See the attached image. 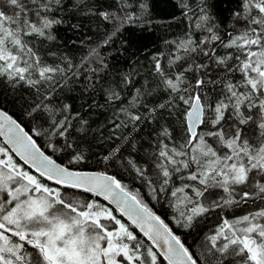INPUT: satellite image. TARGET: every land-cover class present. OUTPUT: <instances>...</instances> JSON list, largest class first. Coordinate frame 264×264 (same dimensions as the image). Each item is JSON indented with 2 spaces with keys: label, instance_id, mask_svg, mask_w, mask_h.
<instances>
[{
  "label": "snow or ice",
  "instance_id": "1",
  "mask_svg": "<svg viewBox=\"0 0 264 264\" xmlns=\"http://www.w3.org/2000/svg\"><path fill=\"white\" fill-rule=\"evenodd\" d=\"M9 3L16 6L17 12L8 15L0 11V78L13 85L23 83L39 93V86L53 84L57 74L66 77L72 72L71 64L59 67L44 62L33 43L34 39H55L53 29L63 22L59 18L63 0H9ZM177 6L190 22L189 27L204 35L199 38L186 35L182 40L172 41L177 52L185 53L183 56L163 60V53H156L152 57L157 85L165 98L149 111L153 116L158 111H167L171 117L172 110H179L182 103L178 119L186 135L178 143L170 128L161 125L155 138L152 166L162 179L160 187L151 190L153 194L168 191L165 186L179 174L178 179L184 183L172 188L170 195L175 198L172 206L177 212L176 223L190 227L196 217L210 208L234 202L228 198L206 205L203 198L210 188H222L232 197L236 186L250 184V173H264V144L253 146L242 139L239 127L252 119L246 113L256 109L261 118L258 126L264 129V0H238L237 7L222 21L225 28L231 24L229 31L219 26L208 0H198L195 9L185 0H179ZM147 12V0H117L115 15L110 11L95 14L119 30L122 25L140 21ZM198 56L207 60L195 64L200 75L189 80L185 72L192 70ZM209 63L222 68L225 75L211 79L207 71ZM174 68L179 70L169 71ZM233 74H238L239 79L234 80ZM218 83L219 95L210 102L204 89ZM136 91L140 93V89ZM109 99L121 97L113 92ZM136 99L138 96L133 97V104ZM50 100L51 92L32 105L28 114L48 116L51 130L47 135L61 138L62 143L58 147L50 142L47 147L53 152L70 150L68 165L58 164L46 155L33 134L0 108V136L9 146L0 145V264H159L160 256L167 264H203L139 194L128 190L116 176L74 167L85 157L82 151H77L79 145L74 147L68 138L73 117L65 114L57 119V110L48 103ZM69 108L63 105L65 113ZM119 110L134 127L146 119L123 107ZM226 113L229 117L235 114V126L229 125ZM118 120L119 117L112 122L114 128L120 127ZM80 123L83 126L87 121ZM81 130L82 127L76 129ZM34 135L41 133L37 131ZM14 156L23 164H18ZM127 164L145 177L146 167L133 159H128ZM25 165L34 169L35 174L26 170ZM148 183L152 185L151 180ZM255 186L264 194V184ZM63 189L90 193L115 204L131 225L139 228L149 245L139 241L130 225L118 219L111 208L96 200L66 198ZM252 196L255 193L246 190L240 193L245 201ZM208 240V252L217 256L220 264L225 259H230V264H264V208L231 221L224 219ZM155 248L160 251H154Z\"/></svg>",
  "mask_w": 264,
  "mask_h": 264
},
{
  "label": "trees",
  "instance_id": "2",
  "mask_svg": "<svg viewBox=\"0 0 264 264\" xmlns=\"http://www.w3.org/2000/svg\"><path fill=\"white\" fill-rule=\"evenodd\" d=\"M4 1L6 0H0V4ZM178 2L179 0H147V14L143 15L140 21L122 25L117 30L110 21H105L95 14L99 11H110L115 15L117 0H63L64 6L59 12V18L63 22L53 29L55 39L51 41L34 39L33 43L44 62L59 67L71 64L72 72L66 77L57 74L53 84L45 83L39 86V93L35 88H29L23 83L13 85L0 78V107L22 123L48 154L68 165L70 150L53 152L47 147L50 142L58 146L62 143L59 137L58 141H51L48 135H45L51 130L48 116L43 113L28 114L32 105L43 101V97L51 92V100L48 103L57 110L56 118L59 119L65 114L73 117L68 138L73 142L74 147L79 145L77 151H82L85 157L83 161L74 165L76 169L106 171L131 186L141 184L147 187L148 181L151 180V188H159L162 177L151 173V170L155 169L152 166V153L156 135L162 124L170 128L178 143L183 142L186 134L183 123L178 119L184 107L182 103L179 110H172L171 117L167 111H158L154 116L149 111L165 98L164 92L157 85L152 57L156 53H163V60L172 59L177 51L172 41L182 40L186 35H193L194 38L204 35L203 32L189 27L190 22L181 15ZM185 2L190 8L195 9L198 0H185ZM208 3L217 23L225 28L222 21L230 15L232 9L237 7L238 0H208ZM178 55L185 53L178 52ZM179 63L183 64L184 61ZM195 64L196 62L193 63L192 70L185 72L189 80L200 75L195 71ZM211 66L215 69H211ZM209 67L207 71L211 79H219L225 75L222 68L212 63H209ZM174 69L169 71L174 72ZM236 77L237 74H233V79ZM53 85H55L54 89ZM137 89H140L139 94ZM219 90V83L204 89L210 102L217 99ZM113 92L118 93L121 99H109ZM136 96L138 99L133 104V97ZM63 105L70 106L67 113L64 112ZM121 107L133 114L138 113L146 119L134 127L127 115L119 110ZM117 117L120 127L114 128L112 122ZM81 120L87 121V124L81 126ZM81 127V131H76ZM39 130L41 135L35 136L34 133ZM0 145L7 147L1 137ZM116 149H119V152ZM128 159H133L139 166L148 169L145 177H140L127 164ZM24 167L35 174L28 165ZM178 175H174L170 184L165 186L168 191L155 194L150 191L147 201L142 193L145 197L143 202L153 206L155 210L158 209L162 215H166L167 207L171 204L167 207L163 206L167 198L170 202H175V198L170 195L172 188L184 182L178 179ZM48 183L56 187L51 182ZM130 188L137 190V187ZM242 190L255 193V196L245 201L240 197ZM62 194L66 198H75L82 202L96 200L111 208L125 224L130 225V231L138 240H145L143 235L102 197L71 189H63ZM212 198L214 199L211 202H222L223 199L228 198L234 202L223 207L210 208L208 212L196 217L190 227H184L181 231L184 240L194 249L195 255L204 259L203 264H220L217 256L208 252V238L212 236L210 226L217 223V226H213L216 232L224 219L231 221L264 208V195L259 191H250L246 185L236 186L232 197H229L223 189L213 190ZM255 200L261 202H254ZM172 218L176 220L177 212ZM179 228L177 226V230ZM146 242L148 246L149 242ZM160 258L163 260L161 256ZM223 264H230V259L223 260Z\"/></svg>",
  "mask_w": 264,
  "mask_h": 264
},
{
  "label": "bare ground",
  "instance_id": "3",
  "mask_svg": "<svg viewBox=\"0 0 264 264\" xmlns=\"http://www.w3.org/2000/svg\"><path fill=\"white\" fill-rule=\"evenodd\" d=\"M192 8V7H191ZM0 11H4L6 14H8V15H14L16 12H17V9H16V6H13V5H11L10 3H9V0H6V1H4L2 4H0ZM22 14V13H21ZM186 21H188V20H186ZM222 29H224L225 31H229L230 30V28H231V24H229L228 25V27L227 28H224L223 27V25H219ZM237 28H240V25L238 24L237 25ZM197 31H199V30H197ZM199 37H201V36H199ZM175 55H178V52L176 51V54ZM183 56V55H182ZM207 60V58L206 57H203V56H198L197 58H196V63H201V62H205ZM60 66H63V64H60ZM214 67L213 66H211V69H213ZM208 69H210V67H209V65H208ZM215 69V68H214ZM173 70V69H172ZM179 69L178 68H175L174 69V72L175 71H178ZM235 79H239V75L237 74V77L235 78ZM234 79V80H235ZM219 92H220V90H219ZM219 94V93H218ZM0 108H2V107H0ZM4 109V108H3ZM5 110V109H4ZM7 111V110H6ZM8 112V111H7ZM229 112H231V109H229ZM9 113V112H8ZM246 114H250L251 116H252V119L247 123V124H242V125H239V127H240V129H241V136H242V139H244V140H247L251 145H253V146H259V145H261V144H264V129H260L259 128V123L261 122V118H260V116H259V113L257 112V110L256 109H251L250 110V113H246ZM9 115H11L12 116V114H10L9 113ZM226 115V118L228 119V123H229V125H233V126H235L236 125V123H237V117L235 116V114H233L232 116H228V114L226 113L225 114ZM13 117V116H12ZM13 119H15L14 117H13ZM17 120V119H16ZM18 121V120H17ZM19 122V121H18ZM21 125L23 126V128L26 130V131H29L22 123H21ZM227 127V126H226ZM39 132H40V130H39ZM29 133H30V131H29ZM45 133V132H44ZM31 134V133H30ZM45 135H47V133H45ZM49 137V136H48ZM47 137V138H48ZM49 140H51V141H58V137L57 136H52V137H49L48 138ZM45 140H47V139H45ZM210 142V141H209ZM51 143H53V144H55L54 142H51ZM37 144L39 145V143L37 142ZM57 145V144H56ZM40 146V145H39ZM58 146V145H57ZM41 147V146H40ZM59 147V146H58ZM41 150L42 151H44L47 155H50V154H48L42 147H41ZM51 156V155H50ZM14 159L16 160V162L18 163V164H23V161H21L20 159H19V157H14ZM57 160V159H56ZM58 161V160H57ZM60 164H63V165H65L64 163H62L61 161H58ZM156 171V168L155 169H153V170H151V173L152 174H157V172H155ZM121 182L125 185V187L128 189V190H130V191H132L133 193H138L139 194V198L140 199H142V201H145V197L143 196V194L146 196V201H147V195H148V193H150L151 194V192L150 191H152L151 190V186L150 185H147V187L145 186H143V185H141V184H138V185H135V186H131L130 184H128L126 181H123V180H121ZM181 183V182H180ZM184 183V182H183ZM189 183H191V182H189ZM256 183H261V184H264V173H260V172H257V171H254V172H252V173H250V184L249 185H246L247 187H248V189L251 191H259L258 190V188L255 186L256 185ZM130 187H137V190L136 189H133V188H130ZM220 189H222V188H219V187H213V188H210L209 190H208V192H206L205 193V196H204V198H203V202L204 203H211V200H213L214 198H212L211 199V191H213V190H220ZM143 193V194H142ZM262 195H264V194H262ZM217 200V199H216ZM258 202H261V201H259V200H257ZM256 200L254 201V202H257ZM171 203V204H170ZM170 204V206H168ZM173 203L172 202H170V200H169V198H167V200L165 201V203H164V205L163 206H168L167 208V213H166V215H162L159 211H158V209H154L153 208V206H151V205H149L148 204V206L157 214V215H159L160 217H161V219H163L164 221H165V223H167L172 229H173V232L177 235V236H179L180 237V239H181V242L182 243H184V245L186 246V247H188L189 248V250L194 254V256H196L195 255V253H194V249L190 246V244H189V242H187V241H185L184 240V238H183V236H182V234H181V231L184 229V226H182V225H178L177 223H176V220L175 219H173L172 217H173V215H174V213H176V211H175V209L173 208ZM228 205V204H227ZM115 209V208H114ZM160 209V208H159ZM121 216H123L117 209H115ZM113 214L114 215H116L117 216V218L118 219H121L122 220V218L121 217H119L118 216V214L117 213H114L113 212ZM169 215H171V216H169ZM238 216H239V214H238ZM124 218H126L125 216H123ZM170 217V218H169ZM127 219V218H126ZM128 220V219H127ZM129 221V220H128ZM123 222V221H122ZM130 222V221H129ZM130 224H131V222H130ZM134 226V225H133ZM177 226H179L180 228L177 230ZM213 226L215 227V226H217V223H215V224H213ZM213 226L211 227L210 226V232H211V235H213L214 233H215V231L213 230ZM136 229H137V227L136 226H134ZM212 228V229H211ZM131 229V228H130ZM139 232H140V230L139 229H137ZM141 233V232H140ZM142 234V233H141ZM180 234V235H179ZM143 235V234H142ZM144 237V236H143ZM145 238V237H144ZM139 241H142V243L145 245V246H147V238H145V240H143V239H139ZM149 242V241H148ZM150 243V242H149ZM209 247H210V245H209ZM154 251H157V249L155 248L154 249ZM162 257V256H161ZM162 259H163V257H162ZM201 259V258H200ZM158 260H159V264H167V261H165L164 259V261L163 260H161V258L160 257H158ZM201 261H204V259H201Z\"/></svg>",
  "mask_w": 264,
  "mask_h": 264
},
{
  "label": "water",
  "instance_id": "4",
  "mask_svg": "<svg viewBox=\"0 0 264 264\" xmlns=\"http://www.w3.org/2000/svg\"><path fill=\"white\" fill-rule=\"evenodd\" d=\"M18 122V121H17ZM19 123V122H18ZM22 126V125H21ZM23 127V126H22ZM26 131V130H25ZM1 138L4 140V142H5V138L3 137V136H1ZM7 145V144H6ZM8 146V145H7ZM9 147V146H8ZM46 154V153H45ZM47 155V154H46ZM54 159V158H53ZM56 162L58 163V164H60L57 160H56ZM84 171H89V172H99V171H94V170H88V169H86V170H84ZM109 175H113V174H110V173H108ZM117 178V177H116ZM118 179V178H117ZM103 198V197H102ZM112 207H114L115 209H117V206L115 205V204H112V203H110L109 201H107ZM127 219H128V217L127 216H125ZM129 220V219H128ZM130 221V220H129ZM131 222V221H130ZM135 226V225H134ZM137 229H139V228H137ZM175 234V233H174ZM176 235V234H175ZM186 247V246H185ZM157 249V251L159 252L160 251V249H158V248H156Z\"/></svg>",
  "mask_w": 264,
  "mask_h": 264
}]
</instances>
